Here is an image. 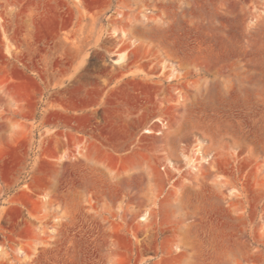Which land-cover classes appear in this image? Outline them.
<instances>
[{"label": "rangeland", "instance_id": "rangeland-1", "mask_svg": "<svg viewBox=\"0 0 264 264\" xmlns=\"http://www.w3.org/2000/svg\"><path fill=\"white\" fill-rule=\"evenodd\" d=\"M91 81L108 145L55 160ZM0 264H264V0H0Z\"/></svg>", "mask_w": 264, "mask_h": 264}, {"label": "crops", "instance_id": "crops-1", "mask_svg": "<svg viewBox=\"0 0 264 264\" xmlns=\"http://www.w3.org/2000/svg\"><path fill=\"white\" fill-rule=\"evenodd\" d=\"M88 85V86H87ZM122 87H117L118 90H125L129 88L130 83H121ZM100 84L98 81H91L89 84L81 82H75L72 84H66L64 88H60L58 92L54 94V100L56 107L51 110L49 106V114L57 123V127L52 128L49 126V145L52 142L67 147L66 150L61 151L59 157L55 160H68L71 158V152L76 149L78 144L85 140V144L90 147H97L98 145L107 146L106 139L103 141L99 140L93 134V129L97 125L98 112L100 108H103V114H107L106 104H100L101 92ZM115 97L112 99L113 102V116L120 121L119 124H115V128L123 131L130 127L126 119L127 114L130 115L131 105L124 99L117 97L118 93L114 94ZM111 102V99L108 100ZM51 104V91L49 92V105ZM137 111L138 106H135ZM45 109V107H44ZM136 124V120H134ZM57 129L58 138L53 136ZM53 131V133H52ZM90 131V132H88ZM46 134V133H45ZM151 134V133H150ZM114 143H116L114 141ZM119 144V142H117Z\"/></svg>", "mask_w": 264, "mask_h": 264}, {"label": "bare ground", "instance_id": "bare-ground-1", "mask_svg": "<svg viewBox=\"0 0 264 264\" xmlns=\"http://www.w3.org/2000/svg\"><path fill=\"white\" fill-rule=\"evenodd\" d=\"M116 63H121V62H124V56L121 55L116 61ZM153 130H149V129H146L145 132L146 133H152ZM146 216H143L142 220H146Z\"/></svg>", "mask_w": 264, "mask_h": 264}]
</instances>
